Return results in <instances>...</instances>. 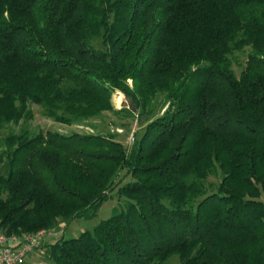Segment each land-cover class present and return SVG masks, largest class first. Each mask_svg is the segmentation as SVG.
Listing matches in <instances>:
<instances>
[{"label":"trees","instance_id":"obj_1","mask_svg":"<svg viewBox=\"0 0 264 264\" xmlns=\"http://www.w3.org/2000/svg\"><path fill=\"white\" fill-rule=\"evenodd\" d=\"M30 104L68 127L149 121L129 147L114 132L4 134ZM0 167L6 234L64 231L116 200L92 230L46 242L52 264H264V0H0Z\"/></svg>","mask_w":264,"mask_h":264},{"label":"rangeland","instance_id":"obj_2","mask_svg":"<svg viewBox=\"0 0 264 264\" xmlns=\"http://www.w3.org/2000/svg\"><path fill=\"white\" fill-rule=\"evenodd\" d=\"M238 59L240 62L239 66H234V72L236 76L239 75L244 62L246 60L245 54H239ZM131 83V81H129ZM161 97H159L160 99ZM158 99V101H159ZM111 103L116 110H120L124 106L128 105L127 98L120 92H114L111 98ZM33 119L27 122H21L18 126L9 125L5 130L4 134L8 131H19L20 129H27L33 134L39 132L46 133L48 131H58L63 134H70L72 132L79 133H91L100 132L106 134L107 132H114L118 134L117 140L122 142L125 147H129L132 143L130 138L134 139L135 134H141L144 126L147 124L149 119L143 116L141 119L137 116L126 118L124 114L113 115L110 112L103 113L102 117L93 119L85 123L84 125H73V126H62L50 119H47L42 114L41 107L37 105H29ZM163 107L157 106L156 114H161ZM95 126V127H93ZM5 169L0 167V172L3 173ZM209 189L215 190L218 183V178L211 177L207 181ZM211 184V185H210ZM264 201V196L261 197ZM116 206V200H109L103 203L97 212V215L92 219H73L64 228L63 235L64 239L78 237L84 231L92 230L99 222L110 217L113 207ZM26 264H52L49 258L44 253H35L26 257ZM166 264H179V260L176 256L171 257Z\"/></svg>","mask_w":264,"mask_h":264},{"label":"built area","instance_id":"obj_3","mask_svg":"<svg viewBox=\"0 0 264 264\" xmlns=\"http://www.w3.org/2000/svg\"><path fill=\"white\" fill-rule=\"evenodd\" d=\"M133 141L131 137L130 142ZM62 233V228L41 229L23 235L6 234L0 229V264H24L27 256L41 253L46 242Z\"/></svg>","mask_w":264,"mask_h":264},{"label":"crops","instance_id":"obj_4","mask_svg":"<svg viewBox=\"0 0 264 264\" xmlns=\"http://www.w3.org/2000/svg\"><path fill=\"white\" fill-rule=\"evenodd\" d=\"M32 255H34V254H32ZM26 263H27V262L25 261L24 264H26Z\"/></svg>","mask_w":264,"mask_h":264}]
</instances>
